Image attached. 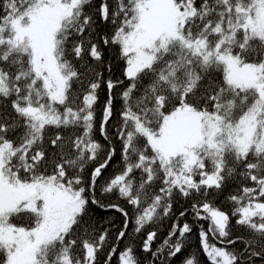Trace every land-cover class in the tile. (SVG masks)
Returning a JSON list of instances; mask_svg holds the SVG:
<instances>
[{
  "label": "snow or ice",
  "instance_id": "obj_1",
  "mask_svg": "<svg viewBox=\"0 0 264 264\" xmlns=\"http://www.w3.org/2000/svg\"><path fill=\"white\" fill-rule=\"evenodd\" d=\"M97 15L110 34L97 31ZM101 43L118 47L124 79H104ZM113 139L122 167L106 178ZM101 180L102 194L131 208L136 234L172 214L174 192L194 200L155 250L157 231L146 234L152 264L183 252L189 211L209 222L198 225L208 264L264 259V0H0V264H96L108 230L97 236L90 203L124 217L118 241L130 220L96 198ZM229 181L230 213L214 203ZM237 243L241 251L229 248ZM114 255L116 246L106 264ZM117 260L139 264L131 245Z\"/></svg>",
  "mask_w": 264,
  "mask_h": 264
},
{
  "label": "trees",
  "instance_id": "obj_2",
  "mask_svg": "<svg viewBox=\"0 0 264 264\" xmlns=\"http://www.w3.org/2000/svg\"><path fill=\"white\" fill-rule=\"evenodd\" d=\"M101 2L102 0H92V8H98ZM109 3L111 4L112 0H109ZM86 10L90 11L91 9H86ZM96 19H97V24L99 25L97 31L101 35L110 34L111 32L110 26L104 25L99 20L98 15L96 16ZM101 48L103 49L104 57H103V64L99 67V71L103 73L104 79L105 80L109 78L114 80L117 78L124 79L123 71L125 68V63L123 60L119 58L118 47L113 45L104 46L101 43ZM109 65L111 66V72L108 71ZM212 78L215 80H221L222 73L214 72L212 74ZM119 91L120 88L114 89L113 90L114 95L119 93ZM107 96H108L107 89L106 87L102 86L98 91L99 99L96 105V125L94 132V138L99 143H101L105 149L103 152L100 153L99 156L100 160L106 158V152L109 144L108 141L104 140V138L101 136L99 131V124L102 117V108L107 99ZM113 103H114V113H115L120 107V100L118 96L116 99H114ZM117 118L118 117L114 115L113 120L109 122L108 131L110 134H112L113 132L111 125L116 123ZM111 143L112 146L116 148V155L113 157V160L109 163L108 168L103 173L104 177L106 178L113 176L122 167V164L120 162V144L115 139H113ZM93 166L94 164H89L83 173L84 186L86 188L88 183L90 182V172ZM103 183L104 181L101 180L97 186L96 198L105 205L109 203H118L121 205V207H125L126 209L129 210L130 220L124 239L118 241L117 235L123 229L124 217L114 209L104 210L90 203L89 205L91 209L90 215L93 221L95 222L96 228L98 230L97 236L99 235L100 232H103L105 229L108 230L107 239L104 242L102 249L97 253L96 264H106V259L109 255V252L114 246H116V255L112 257L110 264H118L117 256L119 255L121 250H124L126 248L127 245H131L133 247L134 255L139 258V264H152L150 253H145L141 251V245L146 237V234L153 230L157 231L158 234L156 240L152 244V249L155 250L157 246L161 244L163 239L168 235V232L171 229L173 222L179 218V213L181 211H184L185 209H190L192 204L194 203V200L192 198H184L178 192H174L172 198V214L168 217H164L163 219H161L156 223H149L139 234H136L134 232V228L136 227V225L134 224V219L132 218L131 208L128 205H126L123 200L117 199L115 195L102 194L101 191L99 190V187ZM249 186L251 185L249 184ZM158 187H159V182H157V189ZM236 189H237V182L229 181L224 187L223 191L218 196H216L214 201L215 205L220 207L222 210L230 213L232 204L227 200V197L230 194H234ZM87 194L88 193L86 192V195ZM16 221L17 219L14 218L13 222L15 223ZM185 221H187L189 224L193 226V231L192 233L188 234L189 238L186 241L183 252L179 254L177 258L172 260L171 264H180V260L182 258H193V257L196 258L198 264H208V261L200 248V242L198 237V232H199L198 225L202 224L205 230H207L209 222L206 220H202L198 222L194 221L193 215L190 211L183 218H180L181 224H183ZM17 223L24 224V226H27V224L21 220H18ZM232 224L235 225V218L232 219ZM242 234L243 232L240 229H238L237 227H233L232 229L233 237ZM209 240L211 243H217V241L214 240L211 237V235L209 236ZM217 246H223V245L217 243ZM229 248L235 249L237 252H239L243 249V245L237 243L235 245L229 246ZM0 259H2V254H0ZM254 264H264V259L256 258Z\"/></svg>",
  "mask_w": 264,
  "mask_h": 264
},
{
  "label": "rangeland",
  "instance_id": "obj_3",
  "mask_svg": "<svg viewBox=\"0 0 264 264\" xmlns=\"http://www.w3.org/2000/svg\"><path fill=\"white\" fill-rule=\"evenodd\" d=\"M18 220H19V219H17V221H16L15 223H17V222H18Z\"/></svg>",
  "mask_w": 264,
  "mask_h": 264
}]
</instances>
